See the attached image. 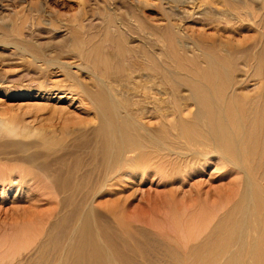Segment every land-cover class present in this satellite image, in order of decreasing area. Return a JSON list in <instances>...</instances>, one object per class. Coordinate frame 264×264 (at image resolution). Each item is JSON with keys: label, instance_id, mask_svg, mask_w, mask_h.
Segmentation results:
<instances>
[{"label": "rangeland", "instance_id": "374dc122", "mask_svg": "<svg viewBox=\"0 0 264 264\" xmlns=\"http://www.w3.org/2000/svg\"><path fill=\"white\" fill-rule=\"evenodd\" d=\"M262 51L264 0H0V264H58L62 256L68 263V236L78 218L69 213L66 227L59 220L73 208L61 199L71 191L74 201L79 197L80 212L96 193L92 209L104 215L96 225L97 238L128 264L195 262L192 246L225 224L232 226L229 256L216 264H264V119L257 115L264 104ZM104 118L132 124L145 140L141 158L147 163H140L145 176L129 179L88 159L90 144L81 141L94 140ZM183 118L200 125L199 134L184 131ZM225 119L234 133L231 145L216 147L208 135ZM66 150L86 157L74 173V185L87 174V186H59L58 169L66 172L71 159L53 163L52 158ZM25 152L34 159L23 160ZM134 156L123 155L122 170L128 171ZM186 162L194 170L184 176ZM116 182L120 193L106 196L104 185ZM116 198H127L132 218L123 214L119 221L99 206ZM43 238L49 239L44 250L51 261L41 257Z\"/></svg>", "mask_w": 264, "mask_h": 264}, {"label": "bare ground", "instance_id": "6f19581e", "mask_svg": "<svg viewBox=\"0 0 264 264\" xmlns=\"http://www.w3.org/2000/svg\"><path fill=\"white\" fill-rule=\"evenodd\" d=\"M119 39H121V38H119ZM118 42V41H117ZM124 42V41H123ZM123 49V48H122ZM121 50V49H120ZM176 52V51H175ZM263 52V54H264V51H262ZM261 52V53H262ZM172 53V52H171ZM260 53V57L262 56V54ZM263 57H264V55H263ZM262 59H264V58H262ZM118 63V62H117ZM136 64V63H135ZM121 65V64H120ZM127 66H129V65H127ZM117 67H119L118 65H117ZM115 68V67H114ZM117 69V68H116ZM128 70H129V68H127ZM125 70V69H124ZM201 72H202V70H200ZM204 71V70H203ZM207 71V70H206ZM115 72H117L116 70H115ZM120 73L122 72L121 70L119 71ZM203 74V73H202ZM206 74H208V73H206ZM215 74V73H214ZM213 74V75H214ZM217 74V73H216ZM215 74V75H216ZM210 75H211V73H210ZM214 75V76H215ZM152 76V75H151ZM200 76H201V73H200ZM206 76V75H205ZM145 77H147V75L145 76ZM203 77V76H202ZM202 77L201 78H199V79H202ZM209 77H211V76H209ZM132 78V77H131ZM141 78V77H140ZM148 78V77H147ZM146 78V79H147ZM207 78H208V76H207ZM215 78H217L216 76H215ZM135 79H137V78H135ZM143 79V78H142ZM145 79V78H144ZM149 79H151L150 77H149ZM194 79V78H193ZM198 79V80H199ZM211 79H212V77H211ZM130 80V79H129ZM132 80V79H131ZM153 80V79H152ZM152 80H151V82H152ZM203 80V79H202ZM194 81H197V80H195L194 79ZM200 81V80H199ZM211 81H213V80H211ZM147 82V81H146ZM128 83V82H127ZM126 83V84H127ZM133 83V82H132ZM148 83V82H147ZM192 83V82H191ZM199 83V82H198ZM244 83V82H243ZM144 84V83H143ZM128 85V84H127ZM145 86V85H144ZM194 86V85H193ZM145 87H149L148 85H146ZM200 87V86H199ZM205 87V86H204ZM143 88V87H142ZM150 89H151V86H150ZM143 90V89H142ZM173 91V90H172ZM171 91V92H172ZM176 92V91H175ZM175 92H174V94H175ZM251 92V91H250ZM143 93V92H142ZM147 93H149V92H147ZM177 93V92H176ZM190 93H192V92H190ZM233 93V92H232ZM102 94V93H101ZM204 94V93H203ZM179 95H182V94H180L179 93ZM191 95H193V93L191 94ZM198 95V94H197ZM103 96V95H102ZM150 96V95H149ZM171 96H172V94H171ZM175 96H176V94L174 95V98H175ZM187 96V95H186ZM189 96V95H188ZM199 96V95H198ZM178 94H177V99H178ZM183 97V96H182ZM192 97V96H191ZM191 97H190V100H191ZM200 97V96H199ZM90 98V97H89ZM110 98V97H109ZM111 98H112V96H111ZM114 98V97H113ZM146 98V97H145ZM264 98V97H263ZM148 99V98H147ZM170 99H172L171 97H170ZM179 99H181V98H179ZM189 99V98H188ZM192 99L194 100V98L192 97ZM210 99H212V98H210ZM90 100H92V99H90ZM174 100V99H173ZM187 100V99H186ZM110 101V100H109ZM112 101H113V99H112ZM161 101V100H160ZM168 101H169V99H168ZM182 101V100H181ZM180 101V102H181ZM122 102H124V101H122ZM171 103L173 102L172 100L170 101ZM169 102V103H170ZM175 102V101H174ZM179 102V101H178ZM185 102V101H184ZM188 102V101H187ZM217 102V101H216ZM226 102V101H225ZM105 103V102H104ZM190 103V102H189ZM214 103V102H213ZM264 103V102H263ZM110 104H112L111 103V101H110ZM130 104V103H129ZM173 104V103H172ZM176 104V103H175ZM182 104H183V101H182ZM188 104V103H187ZM196 104V103H195ZM225 104V103H224ZM116 105V104H115ZM123 105H125V103L123 104ZM149 105V104H148ZM185 105V104H184ZM234 105H236V104H234ZM188 106V105H187ZM191 106H192V104H191ZM115 107V109H116V106H114ZM144 107H146V106H144ZM158 107V106H157ZM169 107V106H168ZM171 107V106H170ZM175 107H176V105H175ZM174 107V108H175ZM215 107V106H214ZM262 107V109L260 110L259 109V113L257 112V115L259 116V119H261V120H263L264 119V104H263V106H261ZM151 108H153L152 106H151ZM164 108H166V107H164ZM172 108H173V105H172ZM177 108V107H176ZM220 108V107H219ZM158 109V108H157ZM163 109V108H162ZM178 109V108H177ZM153 110H154V108H153ZM156 110V109H155ZM166 110V109H165ZM169 110V109H168ZM174 110V109H173ZM176 110V109H175ZM174 110V111H175ZM190 110V109H189ZM189 110H185V111H189ZM236 110H237V106H236ZM161 112H162V110H160ZM164 111V110H163ZM178 111H179V109H178ZM150 112V111H149ZM151 112H153V111H151ZM177 112V111H176ZM252 111H250V113H251ZM255 112H256V110H255ZM106 113V112H105ZM155 113H157V112H155ZM163 113V112H162ZM168 113V112H167ZM217 113V112H216ZM205 114V113H204ZM253 114V113H252ZM156 115V114H155ZM180 115H181V113H180ZM254 115V114H253ZM117 115L115 114V117H116ZM162 116V115H161ZM160 116V117H161ZM166 116V115H165ZM171 116V115H170ZM236 116V115H235ZM257 116V117H258ZM105 117V116H104ZM108 117V116H107ZM162 117H164V115L162 116ZM174 117H175V115H174ZM179 117V116H178ZM234 117V116H233ZM252 117V116H251ZM180 118H182V117H180ZM184 119V118H183ZM193 119V118H192ZM191 119V120H192ZM258 119V118H257ZM174 120H175V118H174ZM188 120V119H187ZM195 120V119H194ZM236 120V119H235ZM242 120V119H241ZM261 120H259V121H261ZM258 120H257V122H259ZM134 122V121H133ZM174 122V121H173ZM227 122L228 121H226V119L222 122V124L219 126V127H217V129H216V131L214 130V132H212L210 135H208L209 136V140L212 142V144L214 145V146H221V147H223L224 145L226 146L227 145V147H229L230 145H231V134L233 133L230 129H229V127H228V125H227ZM239 122V121H238ZM242 123L244 122V121H241ZM161 123V125L163 124L162 122H160ZM167 123V122H166ZM193 123L194 122H192V123H190L189 121H185V119L183 120V121H181L180 122V124H181V127H182V129H184V131H188V130H190L192 133H196V134H199V128H201V126L200 125H198V126H196V125H194L193 126ZM207 123V122H206ZM241 123V124H242ZM261 123V122H260ZM137 124V123H136ZM174 124V123H173ZM238 124V123H237ZM262 124V123H261ZM178 125H179V123H178ZM241 126H243V125H241ZM244 127V126H243ZM12 128V127H11ZM96 128V127H95ZM139 128V127H138ZM163 128V127H162ZM198 128V129H197ZM203 128V127H202ZM231 128V127H230ZM15 129V128H14ZM141 129V128H140ZM142 129H144V128H142ZM141 129V130H142ZM236 129V128H235ZM146 130V129H145ZM97 132L94 134V140L92 139V138H90V139H92V141H89V140H85V141H81V144H83L84 146L86 145H89L90 144V150L88 151V154L87 155H89V157L90 158H88L89 160L90 159H93L96 163H106V166H107V168L108 169H110V171L109 172H115V171H123L122 172V174H124L126 177H128L129 179L130 178H135V176H134V174H136V173H138V174H141L140 176H141V178H142V176L144 175V173L143 172H145L146 171V168H144L143 167V164H140V163H142V162H146L147 163V158H144V159H142L141 158V155H142V153H143V151H145V149H146V144H145V140L144 139H142V137L140 138L138 135H136L135 133V127L132 125V124H128V123H126V122H123V121H116V122H109V120L108 119H106V118H104L103 120H102V123L100 124V126L97 128V130H96ZM165 131H166V128H165ZM8 132L9 133H11V132H13V130L12 129H8ZM18 132V131H17ZM30 132V131H29ZM146 132V131H145ZM179 132L181 133V131L179 130ZM205 132V131H204ZM253 132V131H252ZM8 133V134H9ZM30 133H32V132H30ZM34 133V132H33ZM250 133V132H249ZM255 133V132H254ZM252 134V135H254V139H255V134ZM18 134V133H17ZM167 134V133H166ZM186 134V133H185ZM245 134V133H244ZM15 135V134H14ZM34 135V134H33ZM68 135V134H67ZM92 135V134H91ZM191 135V134H190ZM233 135H234V133H233ZM251 135V134H250ZM17 136V135H16ZM18 136H19V134H18ZM25 136V135H24ZM148 136V135H147ZM179 136H181L180 134H179ZM196 136V135H195ZM258 136V135H257ZM23 137V136H22ZM26 137V136H25ZM85 137H87V136H85ZM190 137H192V136H190ZM235 137V139H236V136H234ZM233 137V138H234ZM242 137H243V133H242ZM247 137H248V133H247V135H246V139H247ZM252 137V136H251ZM24 138V137H23ZM41 138H43V137H41ZM189 138V137H188ZM203 138V137H202ZM245 138V137H244ZM45 139V138H44ZM44 139H43V141H44ZM47 139V138H46ZM45 139V140H46ZM59 139L60 138H58V141H59ZM153 139H155V138H153ZM187 139V138H186ZM193 139V138H192ZM35 140H37V139H35ZM35 140H32V141H30V142H35ZM50 138H49V142H50ZM56 140V139H55ZM55 140H53V141H55ZM197 140V139H196ZM240 140V139H239ZM250 140V139H249ZM248 140V141H249ZM37 141H39V140H37ZM48 141V140H47ZM52 141V140H51ZM58 141L56 140L55 142L56 143H58ZM194 141H195V139H194ZM235 141V140H234ZM238 141V140H237ZM246 141V140H245ZM248 141H246L247 143H248ZM251 141V140H250ZM250 141H249V143H250ZM255 141H257V140H255ZM260 141V140H259ZM30 142H28V143H30ZM41 142V141H40ZM45 142V141H44ZM159 142H161V141H159ZM240 142V141H239ZM38 143V142H37ZM190 143H192V142H190ZM257 143V142H256ZM20 144V143H19ZM22 144V143H21ZM27 144V143H26ZM49 144V143H48ZM53 144V143H52ZM51 144V145H52ZM63 144H64V142H63ZM63 144L61 145V147L60 148H63L62 146H63ZM148 144V143H147ZM152 144V143H151ZM235 144V143H234ZM261 144V143H260ZM259 144V145H260ZM25 145V144H24ZM27 145H29V144H27ZM42 145H43V142H42ZM47 145V144H46ZM50 145V144H49ZM59 145V144H58ZM259 145H258V147H259ZM20 145H15V147L16 148H18ZM55 146H56V144H55ZM161 146H162V143H161ZM211 146V145H210ZM216 146V147H217ZM236 146V145H235ZM249 146V145H248ZM256 147H257V144L255 145ZM254 146V147H255ZM22 147V146H21ZM23 147H25V146H23ZM43 147V146H42ZM42 147H41V149H42ZM47 147V146H46ZM154 147H155V145H154ZM157 147H158V145H157ZM243 147H244V145H243ZM255 147V148H256ZM257 147V148H258ZM35 148H38V147H35ZM56 148V147H55ZM148 148V147H147ZM236 148V147H235ZM239 148V147H238ZM248 148V147H247ZM253 148V147H252ZM261 148H262V146H261ZM57 149V148H56ZM58 149H59V146H58ZM68 149V148H67ZM84 149V148H83ZM83 149H81V150H83ZM152 149V148H151ZM159 149H163V147L162 148H159ZM164 149H166L167 150V148H164ZM245 150H246V146H245V148H244ZM243 149V150H244ZM249 149V148H248ZM259 149V148H258ZM30 150V149H29ZM34 150V149H33ZM43 150V149H42ZM48 150V149H47ZM51 149H49L48 151H50ZM60 150V149H59ZM79 150V149H78ZM153 150H154V148H153ZM155 150H156V148H155ZM250 150V149H249ZM20 151H21V149H20ZM36 151V150H35ZM43 151H46V150H43ZM85 151H86V149H85ZM136 151H138V153L136 152ZM247 151V150H246ZM260 151V150H259ZM239 152H241V151H239ZM256 152V151H255ZM262 152V151H261ZM26 153V152H25ZM134 153H136L135 154V156H134ZM159 153V152H158ZM249 153V152H248ZM251 153V152H250ZM27 154V153H26ZM148 154V153H147ZM207 154V153H206ZM255 154V153H254ZM261 154V153H260ZM259 154V155H260ZM22 155V154H21ZM123 155L125 156V158H130L131 156L133 157L134 156V158H133V160H131L130 161V165H132V166H129L130 168H128L127 170L128 171H126L125 172V170H122V166H121V158L123 157ZM150 155V154H149ZM154 155V154H153ZM155 155H157V154H155ZM213 155V154H212ZM217 155H219V154H217ZM250 155V154H249ZM160 156V155H159ZM214 156H216V155H214ZM222 156V155H221ZM227 155H225V157H226ZM72 157V158H71ZM131 157V158H132ZM151 157H153V156H151ZM150 157V158H151ZM156 157H158V156H156ZM155 157V158H156ZM200 157H202V159L203 160H207V159H209V156L208 155H200ZM219 157V156H218ZM224 157V156H223ZM242 157V156H241ZM23 160H26L27 162H30L31 160H33L34 159V156L33 155H23ZM84 158H86V157H84V156H82L81 154H77V155H75V156H73L72 155V153L70 152V150H66V151H64L63 153H61L60 155L58 154L56 157H53L52 158V161H53V163H57V162H61V161H63V160H65V159H71V160H69V162H68V169L66 170V172H65V170H63L62 171V167H60L59 169H58V174L60 175V178H59V186L60 187H62V188H66V189H68L69 187H73V189L74 190H76V188H79V187H83V186H85L86 185V176H87V174H85V175H83L82 177H81V182L80 183H78V185L79 186H76L75 187V185H74V180H76V177H75V172L78 170V169H80V167H81V164H84V162H85V160H87V159H84ZM154 158V159H155ZM231 158V157H230ZM153 159V158H152ZM226 159V158H225ZM242 159V158H241ZM227 160V159H226ZM229 160V159H228ZM260 160H262L261 158H260ZM160 161V160H159ZM257 161H258V159H257ZM92 162V161H91ZM94 162V163H95ZM151 162V161H150ZM153 162V161H152ZM230 162H231V160H230ZM261 162V161H260ZM146 163H144V165H146L147 166V164ZM173 163V162H172ZM175 163V162H174ZM135 164H137V165H135ZM160 164V163H159ZM176 164V163H175ZM174 164V165H175ZM186 164L187 165H185V164H183V166L185 165L186 167H185V169H184V176H185V173H188L187 172V170H194V169H191L192 168V166H189L188 165V163L186 162ZM233 164H234V162H233ZM241 164H243V163H241ZM256 164V163H255ZM86 165V164H85ZM165 165V164H164ZM169 165V164H168ZM181 165V164H180ZM145 166V167H146ZM176 166V165H175ZM179 166V165H178ZM182 166V165H181ZM252 166V165H251ZM260 167L259 168H261L262 166H261V163H260V165H259ZM164 167V166H163ZM235 167H239V166H236L235 165ZM66 168H67V166H66ZM105 168V167H104ZM167 168V167H166ZM240 168V167H239ZM238 168V170L240 171V169ZM242 168V167H241ZM252 168V167H251ZM82 169V168H81ZM100 170V169H99ZM167 170V169H166ZM197 170V169H196ZM243 169H241V171H242ZM258 170V169H257ZM262 170V169H261ZM98 171V170H97ZM103 171H104V169H103ZM176 171V169L174 168L173 169V172H175ZM179 171V170H178ZM251 171H252V169H251ZM259 171V170H258ZM55 172V171H54ZM63 172H65L64 173V175L62 176V173ZM102 172V171H101ZM191 172H193V171H191ZM190 172V173H191ZM242 172H244V170L242 171ZM246 172V171H245ZM103 173V172H102ZM257 173V172H256ZM259 173V172H258ZM95 174V173H94ZM101 174V173H100ZM115 174V173H114ZM147 174H149V173H147ZM183 174V173H182ZM80 175V174H79ZM78 175V176H79ZM102 175V174H101ZM109 175V174H108ZM239 175V174H238ZM245 175H246V173H245ZM263 175V174H262ZM110 176V175H109ZM120 176H122V175H120ZM139 176V177H140ZM145 176V175H144ZM188 176V175H187ZM190 176H192V175H190ZM23 177V176H22ZM93 177V176H92ZM117 177V176H116ZM94 178V177H93ZM118 178H119V176H118ZM127 178V179H128ZM150 178H153L152 176L150 177L149 176V178L148 179H150ZM157 178V177H156ZM159 178V177H158ZM182 178V177H181ZM10 179V178H9ZM25 179V178H24ZM117 179V178H116ZM116 179H114V180H116ZM146 179V178H145ZM155 179V178H154ZM183 179V178H182ZM249 179V178H248ZM263 179V178H262ZM108 180H109V178H108ZM119 180V179H118ZM121 180V179H120ZM141 180V179H140ZM139 180V181H140ZM160 180V179H159ZM162 180V179H161ZM188 180V179H187ZM250 180V179H249ZM12 181V180H11ZM15 181V180H14ZM91 181V180H90ZM97 181V180H96ZM121 181H124V179L123 180H121ZM141 181H143V179L141 180ZM151 181H152V179H151ZM182 181V180H181ZM23 182V181H22ZM22 182H18V183H16V185H17V187L19 188V186L22 184ZM92 182V181H91ZM107 182V181H106ZM109 182V181H108ZM155 182H156V180H155ZM154 182V183H155ZM157 182H158V179H157ZM162 182V181H161ZM75 183H77V182H75ZM89 183V182H88ZM93 183V182H92ZM104 183V182H103ZM123 184L125 183V182H122ZM9 184V183H8ZM14 184V183H13ZM118 184H120V183H113V184H111V183H107L106 185H104V187L106 188L105 190H108V191H106L107 192V195L106 196H108V194H109V196L112 194V196H114V195H116V194H118V193H120L118 190H116V188L115 187H117L118 186ZM157 184V183H156ZM158 184H159V182H158ZM163 184V183H162ZM171 184V183H170ZM23 185V184H22ZM21 185V186H22ZM95 185V184H94ZM100 185V184H99ZM125 185V184H124ZM151 185V184H150ZM168 185H169V182H168ZM87 186V185H86ZM91 186V185H90ZM97 186H98V182H97ZM96 186V187H97ZM126 186V185H125ZM159 186V185H158ZM165 186H167L166 184H165ZM165 186L163 187V188H165ZM23 187V186H22ZM55 187V186H54ZM92 187V186H91ZM103 187V186H102ZM258 187V186H257ZM264 187V186H263ZM87 188V187H86ZM256 188V187H255ZM17 189V188H16ZM23 189V188H22ZM55 189V188H54ZM98 189V188H97ZM104 189V188H103ZM197 189V188H196ZM262 189H264V188H262ZM261 189V190H262ZM21 190V189H20ZM28 188H26L25 190L23 189V192H25L26 194H29L28 193ZM93 190H94V187H93ZM169 190V189H168ZM22 191V190H21ZM86 191H87V189H86ZM85 191V192H86ZM122 191H124V187L122 188ZM122 191H121V193H122ZM126 191V190H125ZM88 192V191H87ZM99 192V191H98ZM170 192V191H169ZM171 192H173V191H171ZM170 192V193H171ZM67 193H68V191H67ZM66 193V194H67ZM89 193V192H88ZM100 193V192H99ZM249 193V192H248ZM84 194V193H83ZM94 194V193H93ZM104 194H105V192H104ZM104 194H102L101 193V195H103V196H105ZM29 195H31V194H29ZM28 195V196H29ZM95 195H96V193H95ZM95 195H93L92 196V198L90 199V200H88L89 202H86V204L88 203V207H87V209L85 210L84 209V211H82V212H80V201H79V197L77 198V200L76 201H74L75 200V197H76V194L74 195V191L72 192L71 191V193L69 192V194L68 195H64L63 196V194H62V203L63 204H65V205H67V204H69L70 202L72 203V205L71 206H73V208L65 215L64 214V212H63V216H61V218H60V224H62L61 226H63V227H66L67 226V222L69 221L68 220V215H69V213L71 214V216H74V217H76L77 216V218H78V223H76V226L74 227V231L72 230V234H71V236H68V237H70V238H68V239H70L69 241H68V247H67V249H66V251L68 250V254H66V255H70V259H69V261H68V263H67V260L66 259H64V257L65 256H62V258L60 259V257H59V261H58V264H63V263H65V264H128V260H127V258L124 256V255H122V254H120L117 250H115V252L116 253H114V252H109L107 249H106V247L103 245V242L100 240V239H98L97 237L99 236V234H97V228H96V225L98 224V223H100L101 221H103V218H104V215H99V212L97 213L95 210H93L94 208H93V201H94V198H95ZM168 195V194H167ZM182 195V194H181ZM249 195V194H248ZM247 195V196H248ZM28 196H26L28 199H29V197ZM32 196V195H31ZM30 196V197H31ZM80 196H81V194H80ZM89 196V195H88ZM102 196V197H103ZM172 196V195H171ZM19 197H20V195H19ZM18 197V198H19ZM23 197V196H22ZM96 197H99V194H98V196H96ZM251 198H252V196H250ZM15 198V197H14ZM33 198V197H32ZM249 198V197H248ZM247 198V199H248ZM60 199V200H61ZM96 199V198H95ZM127 198H125V200H123V201H121V200H119V198H116V199H114V200H112V201H107V202H99L100 204H99V206L100 207H102L103 209H104V211H106V212H108L111 216H113V218H115V219H117V220H119L120 221V219L125 215L126 217H129V218H132V214L129 212V211H127V203H125L127 200H126ZM2 200V199H1ZM144 200V199H143ZM256 200V199H255ZM3 201V200H2ZM86 201V200H85ZM252 201H253V198H252ZM239 202V201H238ZM248 202H249V200H248ZM256 202V201H255ZM1 203H3V202H1ZM13 203V202H12ZM85 203V202H84ZM237 203V202H236ZM258 203L260 204L261 203V200H259L258 201ZM61 204V203H60ZM85 204V205H86ZM237 204H239V203H237ZM246 204H248V203H246ZM85 205H84V207H85ZM93 205V206H92ZM132 205V204H131ZM11 206V205H10ZM70 206V205H69ZM71 206H70V208H71ZM248 206H249V204H248ZM256 206V205H255ZM241 207H242V205H241ZM250 207V206H249ZM68 208V207H67ZM93 208V209H92ZM102 209V210H103ZM244 209H245V207H244ZM243 209V210H244ZM255 209V208H254ZM246 210V209H245ZM244 210V211H245ZM249 210V209H248ZM263 210V209H262ZM66 211H68V210H66ZM244 211H242L243 213H244ZM247 211V210H246ZM253 211V210H252ZM252 211L250 212L251 214H252ZM263 212V211H262ZM261 212V213H262ZM62 213V212H61ZM241 213V212H240ZM242 213V214H243ZM254 213V212H253ZM257 213V212H256ZM60 214V213H59ZM124 214V215H123ZM264 214V213H263ZM263 214H261V216L263 215ZM61 215V214H60ZM245 215V214H244ZM243 215V216H244ZM248 215V214H247ZM234 216H236V214L234 215ZM246 216V215H245ZM251 215H249V217H250ZM60 217V216H59ZM59 217H58V219H59ZM249 217H248V220L247 219H245V220H247L248 222L250 221L249 220ZM258 216H256V218H257ZM57 218V217H56ZM55 218V219H56ZM57 219V220H58ZM98 219H100V220H98ZM221 219V218H220ZM237 219H238V217H237ZM242 219H243V217H242ZM260 219V218H259ZM257 220V222L259 221H261V220ZM99 221V222H98ZM234 223H235V221H233ZM237 222V221H236ZM54 223H56V220L54 221ZM74 223V222H73ZM262 223V222H261ZM51 224V223H50ZM59 224V225H60ZM75 224V223H74ZM251 224V223H250ZM250 224H248V225H250ZM244 225V224H243ZM242 225V227L244 228V226ZM252 225V224H251ZM250 225V226H251ZM262 225V224H261ZM53 226H57V224H55V225H53ZM50 227V226H49ZM49 227H48V229H49ZM224 227V226H223ZM252 227V226H251ZM258 227L259 226H257V229H258ZM70 228V227H69ZM246 228H247V225H246ZM250 228V227H249ZM248 228V229H249ZM47 229V230H48ZM230 229H232V226L231 225H227V224H225V229H222V230H219V231H216L215 233H213V235H211V236H209V237H207L206 239H204L203 241H199L197 244H195L194 246H192V249H191V251H190V254H191V257H192V260H196L195 262L194 261H192L190 264H216V262H218V260L220 259V258H222V257H224V259L225 258H227L228 256H229V253H228V238L230 237V236H232L233 234H232V230L230 231ZM47 230H46V233H47ZM247 230V229H246ZM247 231H250V230H247ZM246 231V232H247ZM253 230H251V234H254V231L252 232ZM258 231V230H257ZM260 231H261V229H260ZM122 232V231H121ZM45 233V234H46ZM247 234V236H250L251 234ZM258 233H259V231H258ZM54 234H56V233H54ZM133 234V233H132ZM261 234H262V240H263V243H264V228H263V230L261 231ZM47 235V234H46ZM52 235V234H51ZM51 235H49V236H51ZM257 236H259L258 234H256ZM125 236V235H124ZM255 236V235H254ZM253 236V237H254ZM52 237H53V235H52ZM76 237H79V239L77 240V242L74 244L73 243V241H74V238ZM256 237V236H255ZM125 238H126V236H125ZM204 238V237H203ZM202 238V239H203ZM44 239V238H43ZM127 239H129L128 237H127ZM65 240V239H64ZM245 241L247 240V238L246 239H244ZM257 239H255L254 241H256ZM48 241H49V239L48 238H45L44 240H41L40 242V249H41V257L43 258L45 255V258L46 259H49V261H51V259H50V257H51V253L49 252L48 254H45V250L44 249H47V244H48ZM67 241V240H66ZM98 241V242H97ZM247 241H249V237H248V240ZM253 241V242H254ZM53 242H55L56 243V241H53ZM75 242V241H74ZM131 242V241H130ZM246 243H248V242H246ZM255 243V242H254ZM38 244H39V242H38ZM37 244V245H38ZM65 244V243H64ZM250 244V243H249ZM67 245V244H66ZM53 246V245H52ZM56 246V245H55ZM60 246V245H59ZM133 246V245H132ZM244 246H245V244H244ZM247 246H248V244H247ZM254 246V245H253ZM264 246V245H263ZM38 247V246H37ZM38 247V248H39ZM54 247V246H53ZM169 247V246H168ZM257 247H258V245H257ZM55 248V247H54ZM110 248V247H109ZM108 248V249H109ZM124 248V247H123ZM133 248V247H132ZM58 249V248H57ZM65 249V248H64ZM250 249V248H249ZM61 250V249H60ZM59 250V251H60ZM125 250V249H124ZM139 250V249H138ZM189 250V249H188ZM244 250H245V248H244ZM251 250V249H250ZM44 251V253L42 254V252ZM110 251H111V249H110ZM258 251V250H257ZM34 252H36L35 250H34ZM54 252V251H53ZM52 252V253H53ZM123 252H126V250L125 251H123ZM141 252V251H140ZM245 252V251H244ZM259 252V251H258ZM38 253V252H37ZM127 253V252H126ZM125 253V254H126ZM180 253V252H179ZM51 254V255H50ZM54 254H55V252H54ZM169 254V253H168ZM185 254V253H184ZM36 255H38V254H36ZM35 255V256H36ZM56 255V254H55ZM63 255H64V253H63ZM131 255V254H130ZM167 255V254H166ZM180 255H182L183 256V254L181 253ZM244 255V254H243ZM261 255V254H260ZM262 255L264 256V252L262 253ZM132 257H133V255H131ZM181 256V257H182ZM242 256V255H241ZM258 256H259V254H258ZM257 256V257H258ZM38 257H40V255L38 256ZM55 257H58V256H55ZM130 257V256H129ZM135 257V256H134ZM179 257V256H178ZM177 257V258H178ZM181 257H179L178 259H182ZM243 258V257H242ZM260 258H261V256H260ZM43 260V259H42ZM42 260H40V261H42ZM248 259H246V261H247ZM54 261H56V259H54ZM135 261H136V259H135ZM182 261V260H181ZM223 262H224V260H223ZM222 262V263H223ZM259 262V261H258ZM45 263H46V261H45ZM55 263V262H54ZM175 262H173V264H174ZM57 264V263H56ZM176 264V263H175Z\"/></svg>", "mask_w": 264, "mask_h": 264}]
</instances>
